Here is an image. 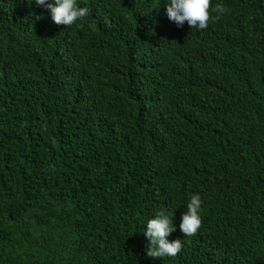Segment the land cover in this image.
I'll return each instance as SVG.
<instances>
[{
  "label": "trees",
  "instance_id": "16d2710c",
  "mask_svg": "<svg viewBox=\"0 0 264 264\" xmlns=\"http://www.w3.org/2000/svg\"><path fill=\"white\" fill-rule=\"evenodd\" d=\"M0 0V264H264V0ZM201 227L180 230L191 195ZM164 211L182 242L146 255Z\"/></svg>",
  "mask_w": 264,
  "mask_h": 264
},
{
  "label": "clouds",
  "instance_id": "9594fccd",
  "mask_svg": "<svg viewBox=\"0 0 264 264\" xmlns=\"http://www.w3.org/2000/svg\"><path fill=\"white\" fill-rule=\"evenodd\" d=\"M37 5H45L46 0H35ZM51 18L56 25L71 26L88 14L86 7H79L76 0H54L53 4L47 5ZM222 4L211 8V0H169L166 4V15L170 21L182 26L185 22L190 28L205 29L208 27L211 12L220 15L227 12ZM201 197L198 194L191 195L187 204V211L182 214L179 225L184 236L196 234L201 227L202 221L199 215L201 210ZM176 229L170 218L164 211L156 214L155 218L149 219L146 224L144 235L149 240L146 255L151 258L175 257L182 248V242L175 240L169 242L167 237Z\"/></svg>",
  "mask_w": 264,
  "mask_h": 264
}]
</instances>
